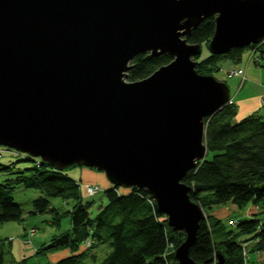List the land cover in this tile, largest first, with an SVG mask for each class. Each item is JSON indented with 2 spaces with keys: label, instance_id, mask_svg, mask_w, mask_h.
I'll list each match as a JSON object with an SVG mask.
<instances>
[{
  "label": "water",
  "instance_id": "water-1",
  "mask_svg": "<svg viewBox=\"0 0 264 264\" xmlns=\"http://www.w3.org/2000/svg\"><path fill=\"white\" fill-rule=\"evenodd\" d=\"M212 16L211 53L264 41V0H0V145L147 188L186 233L178 264H204L189 248L206 213L183 178L206 157L205 118L231 100L187 39ZM139 53L172 59L129 80Z\"/></svg>",
  "mask_w": 264,
  "mask_h": 264
},
{
  "label": "trees",
  "instance_id": "trees-1",
  "mask_svg": "<svg viewBox=\"0 0 264 264\" xmlns=\"http://www.w3.org/2000/svg\"><path fill=\"white\" fill-rule=\"evenodd\" d=\"M214 28L213 16L205 18L187 39L201 43L202 47L205 43L208 46ZM262 43L264 41L248 46L258 49ZM248 46L232 47L225 53L210 52L203 59L198 55L194 57L196 70L201 74H213L219 68L220 58L240 59L242 50ZM171 59L168 53L151 58L139 53L131 60L128 79H141ZM235 113L230 101L205 118L206 157L183 178L191 185V199L206 212L189 248L190 257L204 264H212L217 251L223 252L225 264H243L249 260V257L245 260L244 247L251 241L252 249L264 250V187H259L264 183V114L252 112L237 120ZM32 158L31 155L27 157L28 160ZM37 158L36 164L23 168L12 162L0 163V175L4 176L0 179V224L23 219L24 208L14 200L13 191L19 185L34 187L40 194L33 199L32 213L50 210L56 213L58 221V209L51 206L49 198L62 196L76 201L66 211L71 215V228L54 234L43 247L69 250L54 264H178L175 248L185 239L186 233L168 225L166 215L157 209L155 199L146 188L111 184L104 190L107 203L92 218L88 211L91 202H83L80 182L66 169ZM228 203L237 208L251 203L258 205L260 210L236 220L233 228L220 229L215 238L213 226H219L221 219L209 209ZM106 242L110 250L102 258L98 253L89 252V247ZM0 264H7V250L1 242ZM257 264H264V261Z\"/></svg>",
  "mask_w": 264,
  "mask_h": 264
},
{
  "label": "rangeland",
  "instance_id": "rangeland-1",
  "mask_svg": "<svg viewBox=\"0 0 264 264\" xmlns=\"http://www.w3.org/2000/svg\"><path fill=\"white\" fill-rule=\"evenodd\" d=\"M209 53V48L205 43L203 44L201 54L198 58L203 59L207 57ZM243 53L247 54L246 58L249 57L253 64L257 65V67H263L264 69V43H262L258 49L250 46L244 48L241 52L240 59L230 57L220 58L217 63L219 68L213 71V75L219 80H225L226 82H228L226 78L229 79L228 76H231L233 73L241 74L244 78L245 63L247 60L242 58ZM243 65L244 69L242 68ZM247 72L248 74H251L250 71ZM255 76L264 80V72L257 73ZM232 90H234V88ZM230 101L236 109L235 119L242 117L239 115V109L241 110V107L236 101H232V99ZM252 112L264 114V108L250 111L247 115ZM0 147L4 150H8L4 145H0ZM8 151L2 152L0 155V163L9 164L12 162L16 167L23 168L34 165L38 161L37 157L28 160L27 157L29 155L24 152L15 149H11V152L9 151L10 153ZM66 171L72 178L77 179L80 182V192L83 202H91L88 206V211L89 215L94 218L100 208L107 203V197L104 190L112 183L109 181L103 170L95 167L73 165L66 168ZM2 178H4V176L0 175V179ZM87 185H96L99 190L90 194ZM39 194V189L22 185L17 186L13 191L14 200L19 202L24 208V215L23 219L20 221H7L0 224V242L3 244L4 249L7 250V264H54L58 259L57 256H61L63 253L65 254L67 252L65 248L48 249L43 247L50 241V238L54 234L71 228V215L66 211L76 201L71 197L64 198L62 196H53L49 198L51 206L58 209L59 220L57 221L55 218L56 213L53 211L31 212L33 209V199ZM249 206H253L254 211L260 210L258 205L254 206L251 203L239 208L230 203L210 208L209 212L215 214L221 219V224L219 226H213L215 238L220 233V229L222 230V228H224L227 230L233 228L234 226L232 224H234L236 220L248 216L247 209ZM250 245H252V241L250 242ZM250 245H245L243 253L245 251V257H249L251 252L252 259L244 262V264H255L258 258L257 255L263 254L264 251H260L259 249L254 250ZM83 246L86 247L87 245L83 244ZM88 250L92 253H98L102 258L110 250V246L108 242H106L95 244L92 247H89ZM255 252L257 255H255ZM86 260L87 262H91L90 259ZM96 264L101 263L98 262Z\"/></svg>",
  "mask_w": 264,
  "mask_h": 264
},
{
  "label": "crops",
  "instance_id": "crops-1",
  "mask_svg": "<svg viewBox=\"0 0 264 264\" xmlns=\"http://www.w3.org/2000/svg\"><path fill=\"white\" fill-rule=\"evenodd\" d=\"M246 55V53H243L242 55V58L247 60L245 63L246 67L244 70V78L241 74L234 73L231 76H228L229 79L226 78V80L229 82L227 83L230 87L231 99L232 101H236L241 107V110L239 109V115H241L242 117L246 116L250 111H256L264 108V80L255 76V74L257 73L264 72V69L263 67H257V65L253 64L249 57L246 58ZM242 68L244 69V65ZM247 71H250L251 74H248ZM233 88L234 90H232ZM253 212H256L253 210V206H249L247 209V214L252 215ZM66 251L67 252L65 254L63 253V255L57 257L60 258L64 255H67L69 253V250L66 249ZM255 255H257L256 252ZM257 257V262H255V264L264 261V251L263 254L257 255ZM250 259H252L251 252L249 255V260Z\"/></svg>",
  "mask_w": 264,
  "mask_h": 264
},
{
  "label": "bare ground",
  "instance_id": "bare-ground-1",
  "mask_svg": "<svg viewBox=\"0 0 264 264\" xmlns=\"http://www.w3.org/2000/svg\"><path fill=\"white\" fill-rule=\"evenodd\" d=\"M4 146H5L6 148H8L9 151H10L11 149H15V148L10 147V146H7V145H4ZM8 150H4V149H2V148L0 147V155L2 154L3 151H8ZM15 150H16V149H15ZM9 151H8V152H9ZM10 152H11V151H10ZM10 152H9V153H10ZM144 188H145V187H144ZM98 190H99V188H98L96 191H98ZM146 190H147V188H146ZM147 192H148V190H147ZM148 193H149V192H148ZM149 195H150V194H149ZM165 195H166L167 198H169V195H168L167 193H166ZM202 207H203V206H202ZM164 214H165V213H164ZM165 215H166V214H165ZM175 257H176V256H175ZM176 259H177V258H176ZM215 262H216V255L213 256L212 264H213V263L215 264Z\"/></svg>",
  "mask_w": 264,
  "mask_h": 264
},
{
  "label": "built area",
  "instance_id": "built-area-1",
  "mask_svg": "<svg viewBox=\"0 0 264 264\" xmlns=\"http://www.w3.org/2000/svg\"><path fill=\"white\" fill-rule=\"evenodd\" d=\"M87 189L89 190V193H91V194H93V193H95L96 192V190L98 189V187L96 186V185H87ZM246 252L244 251V254H245ZM246 258H248V257H245V260H246ZM247 261V260H246ZM245 261V262H246ZM244 264V263H243Z\"/></svg>",
  "mask_w": 264,
  "mask_h": 264
}]
</instances>
